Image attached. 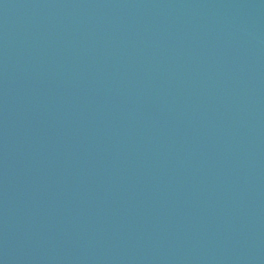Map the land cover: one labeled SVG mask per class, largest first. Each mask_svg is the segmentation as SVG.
I'll return each mask as SVG.
<instances>
[{"label":"water","instance_id":"water-1","mask_svg":"<svg viewBox=\"0 0 264 264\" xmlns=\"http://www.w3.org/2000/svg\"><path fill=\"white\" fill-rule=\"evenodd\" d=\"M0 264H264V0H0Z\"/></svg>","mask_w":264,"mask_h":264}]
</instances>
